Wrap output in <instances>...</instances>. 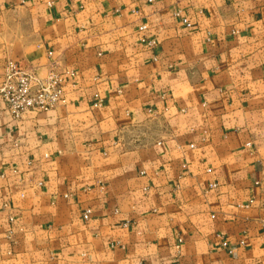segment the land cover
<instances>
[{
	"label": "crops",
	"instance_id": "0c3cea01",
	"mask_svg": "<svg viewBox=\"0 0 264 264\" xmlns=\"http://www.w3.org/2000/svg\"><path fill=\"white\" fill-rule=\"evenodd\" d=\"M7 61L74 74L0 97V264H264V0H0Z\"/></svg>",
	"mask_w": 264,
	"mask_h": 264
},
{
	"label": "built area",
	"instance_id": "2783aa9c",
	"mask_svg": "<svg viewBox=\"0 0 264 264\" xmlns=\"http://www.w3.org/2000/svg\"><path fill=\"white\" fill-rule=\"evenodd\" d=\"M174 16L179 17V13H174ZM182 21L186 27H191L186 19H182ZM146 30L145 25L139 27L140 32ZM140 41L147 47H153L155 44L152 39L148 40L145 37H141ZM46 53L49 58L53 54L50 50ZM73 74L70 70L58 72L55 66L51 64L47 73L40 77L35 72L24 69L16 61H7L4 66L3 79L0 81V97L10 117L15 121H19L25 113H43L64 104V78L72 77ZM191 147L193 146L191 145ZM141 174H144V172L142 171ZM215 186L216 184H209V188ZM250 202L248 201L244 205L239 204L238 207H247ZM89 214L90 210H85L82 218L87 220ZM261 223L264 226V218ZM240 244L243 245V241ZM221 246L229 254L232 253L233 248L226 241H222Z\"/></svg>",
	"mask_w": 264,
	"mask_h": 264
}]
</instances>
